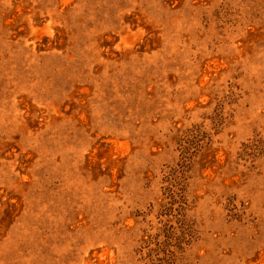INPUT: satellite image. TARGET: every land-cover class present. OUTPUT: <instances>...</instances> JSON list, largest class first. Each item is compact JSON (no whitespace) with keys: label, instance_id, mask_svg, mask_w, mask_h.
<instances>
[{"label":"rangeland","instance_id":"rangeland-1","mask_svg":"<svg viewBox=\"0 0 264 264\" xmlns=\"http://www.w3.org/2000/svg\"><path fill=\"white\" fill-rule=\"evenodd\" d=\"M0 264H264V0H0Z\"/></svg>","mask_w":264,"mask_h":264}]
</instances>
